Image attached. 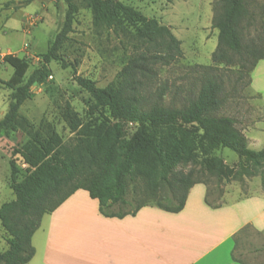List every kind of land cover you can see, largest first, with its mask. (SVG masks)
Here are the masks:
<instances>
[{"label": "trees", "instance_id": "obj_1", "mask_svg": "<svg viewBox=\"0 0 264 264\" xmlns=\"http://www.w3.org/2000/svg\"><path fill=\"white\" fill-rule=\"evenodd\" d=\"M67 3L62 28L42 55V66L25 81L27 67L23 65L6 82L13 93L7 112L0 119V139L19 128L28 134V140L15 150L28 169L24 178L18 180L19 167L14 159L10 161L15 199L0 206V222L9 234L8 248L0 252V264H27L36 253L32 237L44 215L56 210L78 189H86L98 199L103 215L124 217L135 215L144 206L179 212L190 189L204 183L206 177H216L219 183L244 182L246 176L256 175L259 170L264 181V147L251 148L233 118L212 114L223 103L219 75H205L198 95L189 97L181 106L164 103L167 87L149 89L156 65H169L179 59L182 42L169 26L120 0H90L93 23L96 27H120L124 32L133 29L129 30L135 41L131 58L106 86L76 76L79 85L94 98L92 114L99 115L84 122L67 103L63 115L76 135L75 143L63 142L56 131L44 136L35 129L20 108L33 97L35 84L46 83L53 60L65 64L60 50L69 39L78 11L73 0ZM249 14L247 0L215 1L213 26L219 34L212 59L233 64L238 58L250 72L251 84V73L264 58V52L256 54V48L249 49L243 43L242 23ZM248 54H253L254 59L247 61ZM129 123L136 127L127 136ZM219 148L236 152L240 157L238 164L229 166L222 157L213 156ZM181 163L194 167L187 173L177 172ZM138 179L145 181L147 188L144 198L135 203L128 199V193L130 183ZM205 199L209 205H220L211 201L209 193ZM250 226L236 233V243L240 233ZM232 257L243 263L234 250Z\"/></svg>", "mask_w": 264, "mask_h": 264}, {"label": "rangeland", "instance_id": "obj_2", "mask_svg": "<svg viewBox=\"0 0 264 264\" xmlns=\"http://www.w3.org/2000/svg\"><path fill=\"white\" fill-rule=\"evenodd\" d=\"M73 1L78 5L73 30L60 50L65 64L53 60L49 64L46 83L35 84L33 97L20 108V113L44 136L56 131L65 143L76 142V135L63 115L67 103L84 122L99 115L97 112L92 114L94 98L79 85L76 76L90 78L98 86L108 85L128 63L135 43L129 32L133 29L129 28L127 33L120 27H96L90 0ZM120 1L169 26L182 42L183 54L179 59L169 65H156L149 89L167 87L164 103L181 106L189 97L198 95L205 75H219L223 82V103L212 114L233 118L248 138L249 146L263 148L264 102L251 88L250 72L242 67L243 62L238 58L233 64L212 59L219 34L213 26L216 0ZM247 1L250 14L242 23L243 43L249 49L256 48L258 54L264 52V0ZM67 10V0H0V119L7 112L13 93L6 82L23 65L27 67L23 76L25 81L42 66V55L61 30ZM245 58L250 61L254 55L248 54ZM135 127L132 123L126 126L127 136ZM28 138V134L19 128L11 136L0 139V206L15 199L10 161L14 159L19 167L18 180L27 174L28 166L15 150ZM212 155L222 157L229 166H236L240 160L238 154L229 148L216 149ZM193 167V164L181 163L176 171L187 173ZM204 181L213 203H222L225 197L230 200L264 192L259 170L256 175L246 176L244 182L223 180L219 183L216 177H206ZM146 188L142 179L131 182L128 199L135 203L141 201ZM8 236L0 222V252L8 248ZM263 248L264 230L251 225L240 233L234 253L244 264H264Z\"/></svg>", "mask_w": 264, "mask_h": 264}, {"label": "crops", "instance_id": "obj_3", "mask_svg": "<svg viewBox=\"0 0 264 264\" xmlns=\"http://www.w3.org/2000/svg\"><path fill=\"white\" fill-rule=\"evenodd\" d=\"M251 88L264 102V58L251 73ZM195 184L179 212L144 206L135 215L108 217L98 199L78 189L45 214L32 237L27 264H243L235 261V235L250 224L264 230V192L206 202Z\"/></svg>", "mask_w": 264, "mask_h": 264}]
</instances>
